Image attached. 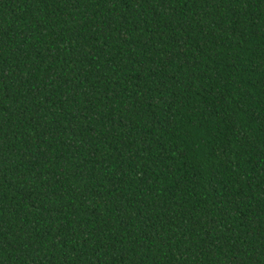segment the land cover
<instances>
[{"label":"trees","instance_id":"obj_1","mask_svg":"<svg viewBox=\"0 0 264 264\" xmlns=\"http://www.w3.org/2000/svg\"><path fill=\"white\" fill-rule=\"evenodd\" d=\"M0 264H264V0H0Z\"/></svg>","mask_w":264,"mask_h":264}]
</instances>
